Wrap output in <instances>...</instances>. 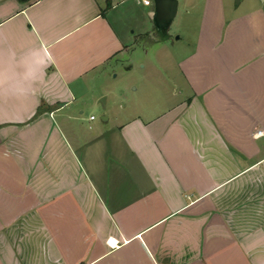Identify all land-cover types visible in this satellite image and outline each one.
Wrapping results in <instances>:
<instances>
[{
    "label": "crops",
    "instance_id": "0c3cea01",
    "mask_svg": "<svg viewBox=\"0 0 264 264\" xmlns=\"http://www.w3.org/2000/svg\"><path fill=\"white\" fill-rule=\"evenodd\" d=\"M149 1L0 0V264H264V0H204L138 101Z\"/></svg>",
    "mask_w": 264,
    "mask_h": 264
},
{
    "label": "rangeland",
    "instance_id": "374dc122",
    "mask_svg": "<svg viewBox=\"0 0 264 264\" xmlns=\"http://www.w3.org/2000/svg\"><path fill=\"white\" fill-rule=\"evenodd\" d=\"M179 1L178 14L173 19L168 30L169 39L165 41L136 40L130 51V61L128 63L126 61L123 62L125 67L132 66V70L126 72V74L124 71V74H122L123 69L120 70L119 68L116 72L118 75L117 79L111 81L113 85L125 86L126 89L137 88L135 96L138 101L140 99L143 100L144 95L153 98L160 86L163 89L181 88L182 80L178 73L176 62L186 54L187 49L183 47L185 41H192L196 38L204 0ZM237 1L223 0L226 17L242 13L249 7L247 0H243L240 6H236ZM193 3H195L193 10H188V12L184 10L185 6H190ZM130 11L132 14L135 13V16L132 15L130 19V23L133 26L137 27V25H140L143 29H149L152 19L143 16L139 10L130 9ZM154 38L155 36H151V39ZM160 78H163V80ZM100 106L102 108L101 104Z\"/></svg>",
    "mask_w": 264,
    "mask_h": 264
},
{
    "label": "water",
    "instance_id": "95a60500",
    "mask_svg": "<svg viewBox=\"0 0 264 264\" xmlns=\"http://www.w3.org/2000/svg\"><path fill=\"white\" fill-rule=\"evenodd\" d=\"M262 1V0H260ZM177 0H153V29L150 36H155L156 41L169 39L168 30L177 13ZM104 100L100 101L103 105Z\"/></svg>",
    "mask_w": 264,
    "mask_h": 264
},
{
    "label": "built area",
    "instance_id": "2783aa9c",
    "mask_svg": "<svg viewBox=\"0 0 264 264\" xmlns=\"http://www.w3.org/2000/svg\"><path fill=\"white\" fill-rule=\"evenodd\" d=\"M142 4L145 6H148L150 4V1L147 4H145L144 0H142ZM90 119H93V117H90ZM258 134H260V133H258Z\"/></svg>",
    "mask_w": 264,
    "mask_h": 264
},
{
    "label": "clouds",
    "instance_id": "9594fccd",
    "mask_svg": "<svg viewBox=\"0 0 264 264\" xmlns=\"http://www.w3.org/2000/svg\"><path fill=\"white\" fill-rule=\"evenodd\" d=\"M145 4H147L149 2V0H144Z\"/></svg>",
    "mask_w": 264,
    "mask_h": 264
}]
</instances>
